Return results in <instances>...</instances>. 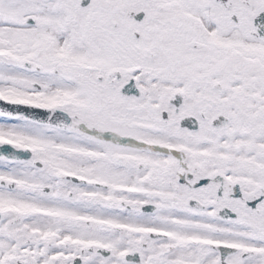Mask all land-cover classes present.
<instances>
[{"label": "snow or ice", "instance_id": "1", "mask_svg": "<svg viewBox=\"0 0 264 264\" xmlns=\"http://www.w3.org/2000/svg\"><path fill=\"white\" fill-rule=\"evenodd\" d=\"M0 264H264V0H0Z\"/></svg>", "mask_w": 264, "mask_h": 264}]
</instances>
